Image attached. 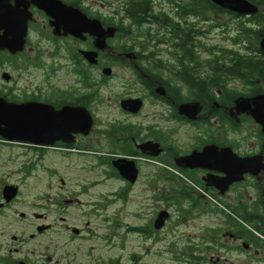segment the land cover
I'll return each mask as SVG.
<instances>
[{"label": "flooded vegetation", "instance_id": "obj_1", "mask_svg": "<svg viewBox=\"0 0 264 264\" xmlns=\"http://www.w3.org/2000/svg\"><path fill=\"white\" fill-rule=\"evenodd\" d=\"M244 1L255 11L214 0H0V98L69 108L67 126L83 131L53 146L0 138V147L30 150L36 168L49 153L96 162L122 186L118 201L149 197L151 218L133 232L168 243L173 235L180 264H264V0ZM70 9L104 31L71 34L83 22ZM124 161L135 164L133 180L114 167ZM4 179L0 264H52L26 251L54 227L40 205L20 214L29 222L21 231L3 222L26 196ZM7 186L18 190L9 203ZM161 212L170 218L156 229ZM172 212L181 218L173 228ZM62 222L72 243L90 236V221Z\"/></svg>", "mask_w": 264, "mask_h": 264}, {"label": "rangeland", "instance_id": "obj_2", "mask_svg": "<svg viewBox=\"0 0 264 264\" xmlns=\"http://www.w3.org/2000/svg\"><path fill=\"white\" fill-rule=\"evenodd\" d=\"M52 83L63 85L55 79ZM36 156L21 146L0 147V179L8 178L4 181L24 185L26 195L6 211L3 222L9 223L12 233L21 231L29 222L20 220V214L31 215V206L36 203L42 207L40 212L46 222L54 226L28 247V253L35 252L43 263H51L52 258V264H180L177 260L183 244L173 242V235L168 243L147 240L143 234L133 232L142 229L151 218L149 202L144 203L149 197L129 193L127 201H118L116 194L122 186L115 180H107L104 172L109 171L98 168L96 162H88V159L65 160L49 153L36 168ZM28 172L31 175L28 176ZM62 180L65 185H61ZM102 182L104 185L91 187ZM76 185L83 186L86 192L81 194L82 187ZM75 197L79 200L73 205L65 204L66 199ZM95 202L101 206L99 213H94L91 207ZM172 213L171 228L181 221L178 213ZM62 218L66 219L67 226L81 227L90 221L89 229L85 230L87 235L91 229L90 236L72 243V234ZM7 243L11 244L10 238Z\"/></svg>", "mask_w": 264, "mask_h": 264}, {"label": "water", "instance_id": "obj_3", "mask_svg": "<svg viewBox=\"0 0 264 264\" xmlns=\"http://www.w3.org/2000/svg\"><path fill=\"white\" fill-rule=\"evenodd\" d=\"M214 4L240 13L255 11V8L244 0H214ZM70 11L76 13L74 16L76 22H83V24L71 26V34L79 36L82 31L94 33L98 28L97 26H100L99 22L88 20L80 14L79 10L70 9ZM102 31L104 30L102 29ZM262 46L264 49V40ZM73 113V110L69 108L57 111L49 104L38 102L12 103L0 98V138L9 142L41 146H53L57 142H68V137L71 134L83 132L82 130H71L67 126L68 118ZM88 117L90 116L88 115ZM89 119L85 124L88 128L92 125V120ZM78 124L82 125V123ZM85 126L83 125V127ZM120 163L122 165L115 163L114 167L120 171L122 177L131 180L133 178L132 172L137 174L135 164L126 161ZM17 193L16 187L7 186L4 189L6 203L11 202ZM169 218L168 212H161L155 224L156 229H161Z\"/></svg>", "mask_w": 264, "mask_h": 264}]
</instances>
